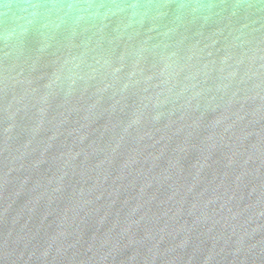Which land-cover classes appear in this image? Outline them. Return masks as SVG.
Masks as SVG:
<instances>
[{
    "label": "clouds",
    "instance_id": "1",
    "mask_svg": "<svg viewBox=\"0 0 264 264\" xmlns=\"http://www.w3.org/2000/svg\"><path fill=\"white\" fill-rule=\"evenodd\" d=\"M0 264H264V0H0Z\"/></svg>",
    "mask_w": 264,
    "mask_h": 264
}]
</instances>
